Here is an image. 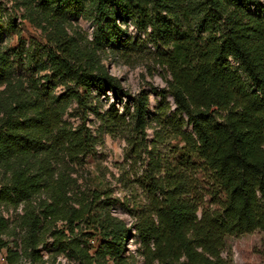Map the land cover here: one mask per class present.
<instances>
[{
	"label": "trees",
	"instance_id": "1",
	"mask_svg": "<svg viewBox=\"0 0 264 264\" xmlns=\"http://www.w3.org/2000/svg\"><path fill=\"white\" fill-rule=\"evenodd\" d=\"M36 1V3H35ZM41 13L52 35L43 46L50 71L47 84L25 86L14 76L11 56L0 49V165L10 173L0 190V204H26L21 225L27 229L26 256L39 262L45 228L62 252L79 264H133L124 257L132 235L127 223L114 216L98 190L73 200L72 179L55 167L61 157L71 162L94 151L97 137L87 126L88 112L101 97L124 103L101 114L104 130L115 134L127 125L126 139L135 153L148 150L150 96L134 97L102 64L100 55L112 44L126 47L122 27L133 20L151 29L157 63L167 73L161 94L162 130L180 145L166 156L151 157L138 183L148 205L135 215L144 264H228L223 257L227 237L264 232V2L262 0H28ZM75 16L93 19L97 32L83 46L70 32ZM65 85L63 95L55 85ZM173 99V106L168 101ZM75 104L81 125L64 116ZM173 109V110H172ZM189 124L191 131L184 128ZM156 131L152 145L163 138ZM35 156L36 166L14 169L15 158ZM217 189L216 209L206 207L197 174ZM47 192L40 203L33 199ZM106 195V194H105ZM223 195V196H222ZM8 221L0 217V255L8 264L21 254L2 236ZM100 238L94 254L80 236ZM80 234V235H79Z\"/></svg>",
	"mask_w": 264,
	"mask_h": 264
},
{
	"label": "rangeland",
	"instance_id": "2",
	"mask_svg": "<svg viewBox=\"0 0 264 264\" xmlns=\"http://www.w3.org/2000/svg\"><path fill=\"white\" fill-rule=\"evenodd\" d=\"M29 6L28 0H0V49L11 56L15 79L22 81L25 86H29L34 80L37 84H47L46 76H49L50 71L46 65L43 46L46 45L48 36L52 35L51 26L43 15ZM70 17L72 18L71 25L68 26L70 32L77 36L83 46L90 45L97 32V25L93 19L74 14H70ZM117 23L124 30L123 40H129V44L126 47L112 44L114 46H110L100 55V60L112 75L121 80L123 87L131 96L136 97L143 92L150 96L148 150L143 148L141 153H135L131 149L126 139L127 125H123L115 134L103 129L98 111L101 114L107 113L116 104V109L122 114L124 103H116L111 95L110 98L101 97L97 100L95 111L87 114V126L97 137L94 151L78 162H71L67 156H62L55 167V179L59 173H65L72 179L69 192L73 200L81 199L83 195L91 198V191L94 190L103 194L102 201L109 198L107 201L110 203L112 214L126 222L132 230V235L125 243L124 257L133 264H144L140 240L133 226L136 221L135 215L148 205V198L139 186L138 180L148 170L153 155L163 158L171 146L180 145V142L174 137L168 138L166 132L162 130L161 106L165 105L161 94L167 90L166 80L170 77L157 63V47L150 38L151 29L140 30L133 20L124 23L118 19ZM65 90V85L56 84L54 93L60 96ZM168 101L173 106L171 97H168ZM80 111L74 103L65 114V121L72 127H78L82 123ZM184 129L190 132L192 128L187 124ZM159 130L164 136L156 146L152 145L155 133ZM36 162L37 158L31 156L26 159L15 158L10 164L17 169L26 165L36 166ZM9 176L10 173L0 165V190L7 183ZM197 177L205 196V206L216 209L211 195L216 194L217 189L203 173L199 172ZM48 198L47 192L37 195L33 199L36 209L39 210L40 203ZM25 207L24 202L0 204V217L8 221V229L2 238L9 248L18 250L21 254L17 264H79L70 257L68 251H60L59 245L55 243L52 233L55 229H63L65 225L62 223L45 228L44 240L39 248L42 259L39 262H34L30 256L24 254L27 229L21 225V218ZM91 234L93 233L85 231L79 238L83 247L88 248L90 254H94L101 241L99 236ZM6 257L7 249H3L0 264H8ZM223 257L228 264H264V232L256 231L240 237H227ZM108 264H112V261Z\"/></svg>",
	"mask_w": 264,
	"mask_h": 264
}]
</instances>
